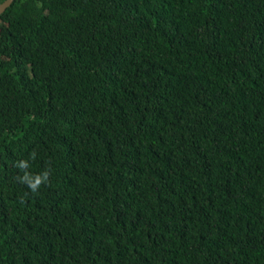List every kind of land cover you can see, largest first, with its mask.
I'll list each match as a JSON object with an SVG mask.
<instances>
[{"label":"trees","instance_id":"16d2710c","mask_svg":"<svg viewBox=\"0 0 264 264\" xmlns=\"http://www.w3.org/2000/svg\"><path fill=\"white\" fill-rule=\"evenodd\" d=\"M0 264H264V0H14Z\"/></svg>","mask_w":264,"mask_h":264},{"label":"water","instance_id":"95a60500","mask_svg":"<svg viewBox=\"0 0 264 264\" xmlns=\"http://www.w3.org/2000/svg\"><path fill=\"white\" fill-rule=\"evenodd\" d=\"M14 0H5L3 3L0 4V15L6 11L7 8H9Z\"/></svg>","mask_w":264,"mask_h":264}]
</instances>
